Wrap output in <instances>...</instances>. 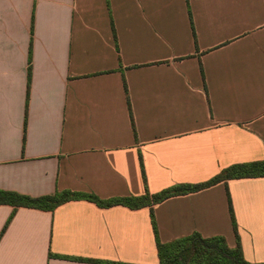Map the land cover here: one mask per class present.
Returning a JSON list of instances; mask_svg holds the SVG:
<instances>
[{
  "label": "crops",
  "instance_id": "obj_1",
  "mask_svg": "<svg viewBox=\"0 0 264 264\" xmlns=\"http://www.w3.org/2000/svg\"><path fill=\"white\" fill-rule=\"evenodd\" d=\"M256 160L264 0H0L1 189L140 196ZM228 192L244 257L264 262V176L153 205L160 240L235 247ZM13 210L0 204V264H159L148 206Z\"/></svg>",
  "mask_w": 264,
  "mask_h": 264
},
{
  "label": "trees",
  "instance_id": "obj_2",
  "mask_svg": "<svg viewBox=\"0 0 264 264\" xmlns=\"http://www.w3.org/2000/svg\"><path fill=\"white\" fill-rule=\"evenodd\" d=\"M125 90L130 109V115L132 117L131 104L126 86ZM142 175L144 181L146 182V175L143 167ZM260 176H264V160L232 164L223 168L218 174L206 181L199 183L175 184L155 193H151L146 186L145 193L140 196L101 199L92 193L62 190L51 195L33 197L20 194L16 191L4 190L0 188V204H9L14 207L9 220L13 216L15 210L21 206L52 211L59 205L69 200L80 198L92 200L99 206L104 207L117 204L126 205L130 208L148 206L151 209L150 216L156 236L159 264H264V262H250L244 257L229 192V211L237 240L235 247L229 246L226 238L222 235L205 237L199 232H193L189 235L182 236L171 241L162 242L159 237L157 222L153 211V205L160 203L172 196L200 191L219 182H227L230 179ZM50 255L54 254L50 253ZM112 264L123 263L112 262Z\"/></svg>",
  "mask_w": 264,
  "mask_h": 264
}]
</instances>
